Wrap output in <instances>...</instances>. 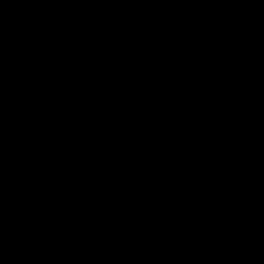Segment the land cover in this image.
<instances>
[{"label":"water","instance_id":"95a60500","mask_svg":"<svg viewBox=\"0 0 264 264\" xmlns=\"http://www.w3.org/2000/svg\"><path fill=\"white\" fill-rule=\"evenodd\" d=\"M0 264H264V0H0Z\"/></svg>","mask_w":264,"mask_h":264}]
</instances>
